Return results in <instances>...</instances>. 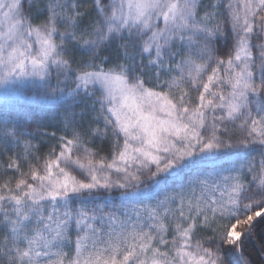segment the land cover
I'll return each mask as SVG.
<instances>
[{
	"label": "snow or ice",
	"instance_id": "snow-or-ice-1",
	"mask_svg": "<svg viewBox=\"0 0 264 264\" xmlns=\"http://www.w3.org/2000/svg\"><path fill=\"white\" fill-rule=\"evenodd\" d=\"M0 96V264H254L264 0H0Z\"/></svg>",
	"mask_w": 264,
	"mask_h": 264
},
{
	"label": "trees",
	"instance_id": "trees-1",
	"mask_svg": "<svg viewBox=\"0 0 264 264\" xmlns=\"http://www.w3.org/2000/svg\"><path fill=\"white\" fill-rule=\"evenodd\" d=\"M15 105L20 103L19 101L15 99H10L9 101L5 102L2 96H0V110H3L5 105ZM31 107L35 108L38 107L36 104L30 105ZM259 209L254 208L252 211H258ZM264 241V219H258V222L256 224V230H255V237L254 239H251L248 241V244L246 246V252L251 255L254 264L257 262L261 257L258 255L259 246L260 243Z\"/></svg>",
	"mask_w": 264,
	"mask_h": 264
}]
</instances>
